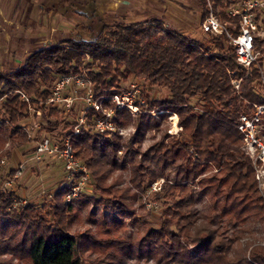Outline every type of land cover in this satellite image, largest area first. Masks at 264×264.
I'll list each match as a JSON object with an SVG mask.
<instances>
[{"label": "trees", "instance_id": "1", "mask_svg": "<svg viewBox=\"0 0 264 264\" xmlns=\"http://www.w3.org/2000/svg\"><path fill=\"white\" fill-rule=\"evenodd\" d=\"M208 3L214 9L217 6L225 9L230 5L228 0H200V26ZM226 16L223 12L219 18L236 22ZM107 28L102 26L91 42L66 40L32 52L16 69L0 73V161L3 158L10 160L13 150L30 143L21 126L29 117L28 108L17 92L45 100L55 79L79 73L84 68L81 67L84 57H89L90 64L85 70L96 95L119 92L122 89L120 80L129 78L141 80L148 89L156 88L167 93L165 99L143 95L147 113L136 117L123 109L114 110L112 120L115 126L123 128L132 122L135 124L134 136L125 144H121V137L116 133L109 136L97 134L93 112L87 114L86 123L76 135H73L76 122L65 124L59 139L61 142L69 138L74 155L86 166L95 190L102 189L110 173L124 167L127 161L131 164V182L142 191L147 183L164 179L166 169L170 168L175 174L173 182L164 179L158 194L168 203L172 202L178 211L185 209L183 213L178 212L181 225H176L184 243L193 248H184L181 238L169 230L172 223L167 224L168 229L150 231L139 247L149 252L159 243L162 254L158 260L167 263H174L183 253L185 258L179 261L185 259L187 264H264V246H253L247 253L256 241L264 243V199L257 191L251 160L240 148L242 135L236 130L239 117L248 113L243 104L264 102L257 92L258 70L253 66L245 72L236 63L227 38L202 33L201 27L207 46L170 31H164L159 37L149 35L150 26H117L112 31ZM89 65L96 66L97 70ZM233 79L241 80L238 92L231 84ZM49 110L52 111L49 115L54 116L58 111ZM149 112L159 113L161 118L175 114L181 128L178 137H173L165 145V139H169L166 135L141 155L145 161L154 164V169L134 159L138 153L134 146L139 148L145 133L160 125L149 116ZM6 143H9L8 148H5ZM121 148L125 151L119 164L118 151ZM208 165L220 168L221 174L200 183L210 190V200L217 197L212 208L224 204L213 218L186 207L193 197L186 183L196 180ZM1 171L0 167V176ZM13 174V170L8 172L7 178ZM68 192L67 185L60 187L52 196L53 206L47 210L46 205L36 207L31 204L13 208L15 193L0 192V228L2 220L8 228L13 226L8 239L4 236L6 234L0 237V248L6 255L17 256L13 247L15 243L23 249L24 239L15 242V234L24 227L33 234L40 233L32 236L27 249L32 264H78L75 239L62 228H50L44 218L50 212L53 217L63 218L72 211L75 201L68 204L64 201ZM119 198L123 208L126 197L121 194ZM249 221L253 224L247 227ZM216 222L222 225V228L218 225L222 233L211 228ZM257 222L261 224L258 229L255 228ZM188 231L195 235L190 236ZM244 233L248 237L251 234L260 236L241 242L245 239L242 237ZM199 234L204 238H197Z\"/></svg>", "mask_w": 264, "mask_h": 264}, {"label": "rangeland", "instance_id": "2", "mask_svg": "<svg viewBox=\"0 0 264 264\" xmlns=\"http://www.w3.org/2000/svg\"><path fill=\"white\" fill-rule=\"evenodd\" d=\"M232 1L234 0H228V2ZM225 9L217 6L214 10L218 16H221ZM201 13L200 0H0V73L5 74L16 69L29 54L48 46L66 40L91 42L98 36L102 26L108 27L110 31L117 26L142 25L146 28L150 26L149 35L156 34L159 37L164 35V31H170L188 39L193 38L196 42L207 46V38L200 31ZM158 26L163 31H160ZM87 64H90V58L84 57L83 65H81L84 68L80 72L86 73ZM90 66L94 71L97 70L96 66L88 67ZM120 84L122 89L137 90L143 101V95L157 99L167 98L165 90L148 89L141 80L121 79ZM132 86L135 89H132ZM234 90L239 91L235 88ZM243 105L247 114L250 115L253 104L244 103ZM80 108L81 104L77 102L70 114L64 115L57 111L55 116L49 115L52 111L45 109V117L39 120L40 130L36 131V135L34 134L36 139L46 135L59 141L60 134L64 132V125L77 120ZM142 110V114L147 113L145 109L142 108ZM148 114L160 122V125L145 133L139 148L134 146L138 152L134 155V159L154 169V164L145 161L141 155L146 154L149 148L158 144L166 135L169 139H165V145L173 137H178L181 128L178 126L177 116L168 115L166 118H161L159 113ZM123 129L124 133L120 136L121 144L133 138L134 122ZM255 136L264 144V118L261 119ZM8 146L9 143H6L5 148ZM123 148L118 151L119 164L122 162L121 154L125 151ZM240 148L251 160L257 191L264 199V164L256 159L254 149L244 151L243 142ZM33 153L34 142H30L20 149L13 150L10 160L5 159V164L1 167L0 192L6 190L3 187V182L7 178L6 174L15 170L18 164L25 162L23 176L13 184L12 190L17 198L25 200L27 204L36 207L46 205L47 210L53 206V194L60 187L67 185L66 175L62 164L54 157L44 156L36 161L33 159ZM220 174V168L208 165L196 180L186 183L193 194L186 206L188 209L202 211V215L208 218H213L216 211L221 210L224 204L219 203L218 208H212L215 206L213 204L216 203L217 197L210 200V190L205 187V184L200 183L201 180L219 177ZM174 178L175 174L172 170L166 169L164 179L173 182ZM131 179L129 161L125 162L124 167L113 170L100 190L94 189L88 177L80 191L82 196L75 200L72 211L63 218L53 217L52 212L47 216L43 213L46 224L50 228L55 226L62 228L64 233L75 239L78 264H187L185 259L182 262L179 261L185 258L183 253L174 263L159 261L162 254V251L158 249L159 243L149 252L139 247L141 240L146 238L150 231H158L160 228L168 229L167 224L172 223L169 230L181 238L180 242L184 248L185 246L189 250L193 248L184 243L176 225H181L179 213L185 211L182 208L184 206L181 207L184 211H178L171 204L172 202L168 203L158 194L164 179L147 183L145 191L138 189ZM146 181L148 179L145 177L144 182ZM121 194L126 197L123 208L122 200L119 198ZM56 221L59 223L56 224ZM219 223L216 222L211 228L218 230ZM248 223L247 227L253 224L252 221ZM260 225L257 222L255 228L258 229ZM1 226L0 237L6 234L4 236L8 239L13 226L8 228L3 220ZM220 226L222 228V225ZM218 232L222 233V229ZM37 234L40 233L33 234L32 230H24V227L17 230L15 242H20L23 238V249L17 246L19 243L13 244L17 256L12 257L9 254L6 255L0 248V264H32L27 249L32 236ZM188 234L195 235L190 231ZM258 236L260 235L251 234L248 237L244 233L242 237L245 239L241 242L251 241L259 238ZM197 238L203 239L204 235L199 234ZM258 245L264 246V243L256 241L248 248L247 253L253 246Z\"/></svg>", "mask_w": 264, "mask_h": 264}, {"label": "built area", "instance_id": "3", "mask_svg": "<svg viewBox=\"0 0 264 264\" xmlns=\"http://www.w3.org/2000/svg\"><path fill=\"white\" fill-rule=\"evenodd\" d=\"M225 13L229 19L236 22L221 20L212 5L208 3L205 18L200 26L201 31L212 36H225L227 45L233 49L236 63L245 72L253 66L256 67L257 92L264 100V0H234L225 9ZM231 84L238 90L240 80H232ZM132 89H135L134 86ZM17 94L26 104L29 112L28 119L21 126L28 140L34 142L33 159L39 161L44 156H51L62 164L69 187V192L64 198L67 204L78 199L82 186L89 177L88 171L86 166L76 159L69 138L61 142L46 135L36 139V131L40 130L39 120L44 118V110L56 109L61 114L67 115L71 113L74 105L80 102L81 108L75 121L73 135H76L79 128L86 123L87 114L93 112V126L97 134L109 136L116 133L122 136L124 129L115 126L112 120L114 110L123 109L136 116L143 112L142 108L145 109V102L138 95L137 90L121 89L108 96L96 95L94 86L84 71L55 79L45 100L31 98L22 92ZM250 111V115L242 114L239 117L236 130L242 135L244 151L254 149L256 159L264 164V144L255 136L258 125L264 118V102L253 104ZM149 113L154 114V112ZM170 115L176 117L175 114ZM4 164L3 158L0 167ZM25 168V162L18 164L13 170L12 177L6 178L3 182L4 189L12 192L13 184L23 176ZM24 205H27L25 200L16 196L12 199L13 208Z\"/></svg>", "mask_w": 264, "mask_h": 264}]
</instances>
